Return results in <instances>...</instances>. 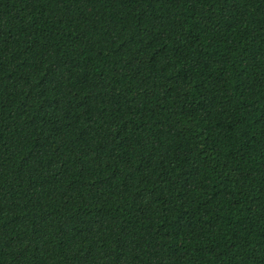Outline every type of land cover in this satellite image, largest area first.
Listing matches in <instances>:
<instances>
[{
    "label": "trees",
    "instance_id": "obj_1",
    "mask_svg": "<svg viewBox=\"0 0 264 264\" xmlns=\"http://www.w3.org/2000/svg\"><path fill=\"white\" fill-rule=\"evenodd\" d=\"M0 264H264V0H0Z\"/></svg>",
    "mask_w": 264,
    "mask_h": 264
}]
</instances>
